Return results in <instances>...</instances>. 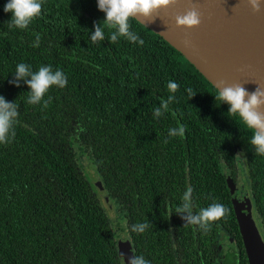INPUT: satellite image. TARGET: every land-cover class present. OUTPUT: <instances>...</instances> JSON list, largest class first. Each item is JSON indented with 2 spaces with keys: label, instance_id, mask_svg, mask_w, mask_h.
<instances>
[{
  "label": "trees",
  "instance_id": "1",
  "mask_svg": "<svg viewBox=\"0 0 264 264\" xmlns=\"http://www.w3.org/2000/svg\"><path fill=\"white\" fill-rule=\"evenodd\" d=\"M6 2L0 0V95L18 105L19 116L8 143H0V264H125L113 222L79 162L82 151L125 220L136 258L249 264L228 178L239 182L244 172L264 237V155L250 144L253 130L215 98L217 88L137 19L129 23L143 45L125 37L110 42L115 30L105 24V39L93 43V22L104 19L97 0H43L24 29L9 27ZM20 63L60 69L67 84L30 104L25 81L9 83ZM169 81L179 90L170 93ZM181 125L184 136L174 135ZM188 186L192 215L214 202L230 209L207 232L176 211ZM144 223V232L132 230ZM223 233L235 245L224 254Z\"/></svg>",
  "mask_w": 264,
  "mask_h": 264
},
{
  "label": "water",
  "instance_id": "2",
  "mask_svg": "<svg viewBox=\"0 0 264 264\" xmlns=\"http://www.w3.org/2000/svg\"><path fill=\"white\" fill-rule=\"evenodd\" d=\"M260 2L257 12L248 0H173L151 17L141 16L137 20L181 52L215 88L239 83L252 92L258 86L264 88V0ZM193 8L200 14V24L177 26L175 18ZM260 110L264 112V106ZM75 148L80 151L78 144ZM78 158L86 179L113 222L119 255L125 264H131L134 254L130 238L126 230L116 227L117 220L123 226L126 222L118 218L111 205L96 164L84 151ZM244 178L243 172L239 182L228 178V187L248 262L264 264V239L252 215L250 185Z\"/></svg>",
  "mask_w": 264,
  "mask_h": 264
},
{
  "label": "clouds",
  "instance_id": "3",
  "mask_svg": "<svg viewBox=\"0 0 264 264\" xmlns=\"http://www.w3.org/2000/svg\"><path fill=\"white\" fill-rule=\"evenodd\" d=\"M173 0H97V8L104 13L102 21H94V32L90 38L93 43L105 39L104 28L102 24L114 29L110 36V42H117L119 37H125L132 43L144 44V40L131 29L129 23L132 19L151 17L154 12L161 7L168 6ZM253 11H260V0H248ZM43 0H7L3 7L5 13H11L9 27L27 28L31 21L38 17L42 12ZM177 26L195 27L201 22L200 14L193 8L185 14L175 18ZM39 34L33 47L39 46ZM30 77V79H28ZM23 79L30 89L28 103L36 104L41 101L49 89L53 86L63 88L67 84V77L60 69L52 70L50 65L41 66L37 71H31L29 65L20 63L16 67L15 80L9 83L19 87V81ZM223 85V82H221ZM168 90L175 93L179 90V85L175 81L168 82ZM218 96L221 103L228 105V113L239 114L243 122L249 129L253 130L250 144L254 146L255 152L264 155V112L260 109L264 106V88L257 87L254 91L249 92L243 84L235 83L226 86H217ZM189 98L196 95L191 88L187 89ZM174 97L170 95L168 101L162 103V108L168 110V104ZM47 107V102L44 104ZM18 105L15 102H7L3 95H0V143H8L6 137L14 131V124L18 120ZM155 114H161V109H156ZM174 135L178 134L183 137L185 127L179 126L178 132L173 129ZM193 189L188 186L183 195L185 203L182 207L176 209L177 212L187 211L189 215L182 217L188 224L199 225L201 229L207 232L212 222L217 221L229 213L230 209L225 205L214 202L205 208H201L197 215H192V206L190 203ZM149 227L147 223L138 224L133 227V231L142 233L145 228ZM131 264H148L143 258H134Z\"/></svg>",
  "mask_w": 264,
  "mask_h": 264
},
{
  "label": "flooded vegetation",
  "instance_id": "4",
  "mask_svg": "<svg viewBox=\"0 0 264 264\" xmlns=\"http://www.w3.org/2000/svg\"><path fill=\"white\" fill-rule=\"evenodd\" d=\"M244 173V172H243ZM246 180V177L244 178V181ZM243 186H245V184L243 183ZM248 195H249V197H250V199H251V203H252V215H253V213L255 214V217H254V215H253V218H254V220H255V223H256V225H257V227H258V229H259V231H260V226H259V222H258V216H257V214H256V210H255V207H254V204H253V199H252V191H251V189H250V191H249V193H248ZM125 227L126 226H123V227H121V230H126L125 229ZM118 228V227H117ZM260 233H261V231H260ZM261 235H262V233H261ZM130 238V237H129ZM262 238L264 239V237H263V235H262ZM130 241H131V239H130ZM234 242V241H233ZM131 245H132V248H133V254H134V258H136V255H135V249H134V243L131 241ZM235 246V245H234ZM220 247H221V251L220 252H222V254H224V252L225 251H227V250H229V249H233V248H235V247H233V248H224L223 246H221L220 245ZM125 263V262H124Z\"/></svg>",
  "mask_w": 264,
  "mask_h": 264
},
{
  "label": "rangeland",
  "instance_id": "5",
  "mask_svg": "<svg viewBox=\"0 0 264 264\" xmlns=\"http://www.w3.org/2000/svg\"><path fill=\"white\" fill-rule=\"evenodd\" d=\"M253 215L255 217V214L254 213H253ZM116 227H118V229L121 230V227H123V223H122L121 220H117L116 221ZM220 245L223 246L224 248L226 247L227 249L228 248H233L234 247V242H233V240L231 241V239H229L228 238V235L226 234V235L223 236V240L221 241V244ZM219 264H224V262L223 261H220Z\"/></svg>",
  "mask_w": 264,
  "mask_h": 264
}]
</instances>
